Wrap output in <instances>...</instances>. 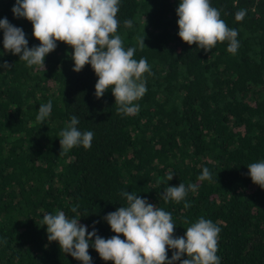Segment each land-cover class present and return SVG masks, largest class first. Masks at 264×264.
I'll use <instances>...</instances> for the list:
<instances>
[{"label":"trees","instance_id":"trees-1","mask_svg":"<svg viewBox=\"0 0 264 264\" xmlns=\"http://www.w3.org/2000/svg\"><path fill=\"white\" fill-rule=\"evenodd\" d=\"M180 2L119 0L116 34L150 68L134 115L117 111L111 88L95 96L98 76L90 64L73 70L70 45L57 41L44 69L28 66L4 49L0 29V264H83L49 241L43 216L63 211L88 231L97 221V235L108 239L117 234L104 217L127 206L126 191L169 212L174 238L200 218L219 227V264H264V188L248 168L264 162V0H210L238 33L235 54L229 41L208 52L184 42ZM15 3L0 0V19L22 28L29 48L39 46L32 23L14 16ZM241 10L246 15L237 21ZM49 100L51 113L40 124L39 108ZM73 116L78 130L93 133L90 148L61 149L59 133ZM205 167L212 177L200 180ZM180 183L197 187L166 202L167 187ZM88 251L92 264H114L91 242ZM174 251L168 248V259Z\"/></svg>","mask_w":264,"mask_h":264},{"label":"clouds","instance_id":"clouds-1","mask_svg":"<svg viewBox=\"0 0 264 264\" xmlns=\"http://www.w3.org/2000/svg\"><path fill=\"white\" fill-rule=\"evenodd\" d=\"M13 14L17 18L24 17L33 25V36L39 40V46L28 47V40L22 28L12 25L7 18L0 19L3 29V47L12 54H19L20 59L28 66H40L44 69L45 57L55 50L57 41L70 45L74 52V71L79 72L86 64H90L98 76L95 84V96L101 98L106 90L112 89L118 112L134 115L139 111V100L147 91L142 79L145 72L150 73L146 59H134L135 48L125 50L122 39L117 35L119 21V0H16ZM179 17V37L189 45L196 44L205 52L210 51L217 42L229 41L228 52L235 54L239 48L236 39L238 33L230 29L220 17V12L212 7L210 0H181L177 8ZM246 10L236 13L237 21L243 20ZM131 27L130 20L125 21ZM145 35L138 37V45L143 49ZM4 68H9L7 61ZM52 109L51 100L39 108L37 121L45 123ZM79 124L73 116L70 125L59 133L61 149L70 150L77 145L90 148L93 139L91 131L81 132ZM252 181L264 188V162L252 163L248 166ZM212 174L205 167L200 180L211 179ZM173 174L169 173L170 181ZM196 185L183 183L168 186L163 194L169 199L179 202L187 191L196 190ZM127 206L108 213L104 219L117 235L104 239L97 235L93 222L92 231L79 223V218H68L63 211L56 214H45L42 225H47L49 241H58L61 250L69 253L83 264H92L89 244L105 261L114 264H219L218 234L220 228L210 220L200 218L186 229L184 237L174 238L175 224L169 212L148 203L132 192H123ZM185 204V207H189ZM73 212L76 211L74 207ZM123 234L125 239H121ZM93 237H95L93 241ZM168 248L175 249L168 259ZM186 259H182L183 255Z\"/></svg>","mask_w":264,"mask_h":264}]
</instances>
